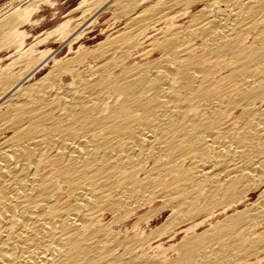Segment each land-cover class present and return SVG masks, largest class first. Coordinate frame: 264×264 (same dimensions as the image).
Segmentation results:
<instances>
[{"label":"bare ground","instance_id":"6f19581e","mask_svg":"<svg viewBox=\"0 0 264 264\" xmlns=\"http://www.w3.org/2000/svg\"><path fill=\"white\" fill-rule=\"evenodd\" d=\"M147 1H114L121 33L47 79L0 74V264H264V0H201L187 27L189 3ZM158 201L175 221L116 231Z\"/></svg>","mask_w":264,"mask_h":264},{"label":"rangeland","instance_id":"374dc122","mask_svg":"<svg viewBox=\"0 0 264 264\" xmlns=\"http://www.w3.org/2000/svg\"><path fill=\"white\" fill-rule=\"evenodd\" d=\"M21 1L22 0H0V21H1L0 26L4 27L5 29L4 30L5 35H2V37H0L1 38L0 41L1 42L3 41L2 43H0V74H3V72L5 73L12 72L13 74L21 73L20 71L23 68L25 69L26 67L30 66L29 63L33 61L34 62L33 64L31 63L30 68L32 67L35 68L36 65L37 66L41 65V67L39 66V68H37L38 70L36 71L35 75L31 77L32 79L30 78L32 81L28 79L23 83V86L32 85L36 83L38 79H40L39 81H41V79L43 80L47 79L48 77L45 78V76L50 75L49 71H51L52 73V70H50V68H52L53 65L52 63H54L56 60L59 62L61 61L66 63L68 62V60H72V58L74 59L79 57V55L83 56L85 51H87L90 48H91L90 50H94V49L97 50L96 48L100 49L101 46L106 44L105 42H108L109 38H111L112 35L115 36L117 33H121L120 30H123L124 26L126 25L125 24L126 19L118 17L119 11H117L118 14H116V10H113V8H111L114 6L117 0H114L115 2L113 0H23L22 2ZM155 1H159V0H155ZM161 1H167V0H161ZM150 2L151 1L149 0L147 1V3ZM183 3L186 4L189 3L190 6L189 4L188 6L190 9L188 14H184L181 16L179 13V18L176 21L177 27L189 26L190 22L193 20V14L195 13H197L198 17L201 18L204 15L203 13H198L201 12L204 7V2H202L201 0H183ZM10 19H11V23H8V21L10 22ZM165 27L168 28L169 25L166 26V24L164 25V23H159L156 25V29L166 30ZM151 41L152 40L150 39L144 42V44L142 45L143 47L142 46L138 47V50H135L134 55L127 64L132 65L134 63L136 64L137 62L139 64H146V63H151V61L152 63L153 61L157 62L156 60H158L159 57L161 56L158 50H154V52L148 54L147 57L141 55L142 51L149 49V45L152 43ZM251 41H253L252 38L250 39V42ZM18 48H21V50H19ZM86 48L87 50H85ZM80 50H82L84 53L81 52ZM78 52L80 53L79 55ZM38 56H40L41 58ZM28 58L30 59L29 60L30 62L26 60ZM37 59L40 61H38ZM42 59L43 60L45 59L44 62ZM47 60L48 63L46 64L45 62ZM26 61L28 62V64L26 63ZM41 61L43 62V64ZM97 61L91 60L92 64L93 63L95 64L96 62L99 67L102 65L101 66L102 68L106 66V64L107 65L109 64L108 59H106V61L105 59L103 61L102 60H99L98 62ZM20 62L22 63L24 62L25 64L22 65V63ZM65 63H61V64H65ZM26 64L28 66H25ZM87 68L89 67L88 66H86L85 68L82 67L81 71L85 73L87 71ZM27 69L23 74L22 73L21 74L26 75V73L31 71L30 69L29 70ZM12 70L16 72H13ZM1 109L2 108H0V110ZM12 133H13L12 130L5 131L3 129H0V146L1 145L4 146L5 142L3 141H5L7 137L11 136ZM0 148H2V146ZM260 192H261L260 189L252 191L248 195L249 197L247 198L245 204L247 205L255 201L258 198ZM162 204L163 203L161 201H158L154 203L152 207L143 208L138 212V214L132 216L128 220L125 219L124 220L125 222L123 220L121 221V223L120 221L119 223L117 222V224H115L116 231L119 232L123 237L129 232L131 234L135 232L134 225L136 223H137L136 225H139V227L141 226L140 228H142V231H145L147 233L150 232L152 229L161 227L164 223L168 222L169 220H170L169 223H171L174 220L173 218H171V211ZM246 205L241 206L238 210L245 209ZM232 213L233 211L229 212V214ZM140 216L143 218L141 219ZM103 217H102L103 223L109 222L113 218L112 213L110 212L105 213ZM219 217L214 221L215 222L218 220L220 221L222 217L220 219ZM148 218H150L149 219L150 221L148 220ZM212 220L213 219L208 218L205 224L195 229L196 233L200 234L205 230L209 229L210 224L211 223L214 224V221L211 222ZM169 223H167V225ZM195 223L192 224L188 223L180 227L179 226L175 227V229H171L170 230L171 232L168 231L167 234L163 235L162 241L158 243L163 244V246L165 245L166 246V247L164 246L165 248H172L171 246H175L177 243H180L183 240L185 235L188 234L187 230H189V228L193 226ZM126 229L128 230V232L126 231ZM158 243H156L155 245H158Z\"/></svg>","mask_w":264,"mask_h":264}]
</instances>
